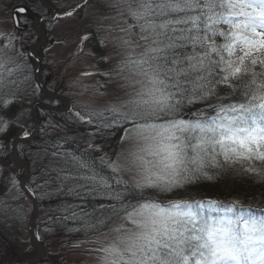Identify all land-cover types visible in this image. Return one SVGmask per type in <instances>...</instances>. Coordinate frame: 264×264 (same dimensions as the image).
Returning a JSON list of instances; mask_svg holds the SVG:
<instances>
[{
    "label": "snow or ice",
    "instance_id": "6c2138e0",
    "mask_svg": "<svg viewBox=\"0 0 264 264\" xmlns=\"http://www.w3.org/2000/svg\"><path fill=\"white\" fill-rule=\"evenodd\" d=\"M107 6L120 17L116 28L124 36L117 46L125 52L108 76L121 79L113 102L90 112L87 122L95 117L122 133L121 152L106 167L124 190L72 157L91 171L80 177L92 182L84 187L103 188L115 201L112 215L97 223L121 221L94 242L97 264H264V212L237 213L233 203L221 214L213 201L161 203L144 196L211 179L210 167L239 165L264 177L257 167L264 165V0H111ZM13 24L21 30L18 17ZM0 39L7 41L3 88L20 65L9 55L15 37ZM221 88L228 91L222 95ZM121 172L132 174L135 203L127 201Z\"/></svg>",
    "mask_w": 264,
    "mask_h": 264
},
{
    "label": "rangeland",
    "instance_id": "374dc122",
    "mask_svg": "<svg viewBox=\"0 0 264 264\" xmlns=\"http://www.w3.org/2000/svg\"><path fill=\"white\" fill-rule=\"evenodd\" d=\"M45 1L56 13L53 20L41 25V31L44 32L45 28L48 32V35L43 33L47 37L45 47L37 52L42 61L43 81L49 93L68 99L70 106L69 110L64 113L51 111L44 112L41 116L38 115L39 120L43 119L45 129L40 130L39 128L35 138L22 144L27 146L28 153H33L32 145L39 142L43 144L46 135L57 139L66 137L86 143L97 155L100 162L106 166L110 160H116L122 146L120 143L118 147H114L110 142H101L103 135L95 128L98 126L99 121L93 117V122L88 123L87 118L90 112L105 110L113 102L118 90L116 82L121 78L115 75L109 77L108 73L125 55L124 49L117 46L119 43L117 38L124 36V33L119 32L116 28L120 17L114 9L108 8L107 5L111 0ZM17 6L26 7L38 17L46 16L49 12L40 0H0V34L15 37L13 41L14 49L9 52V55H12L16 63L20 65V69L16 73L19 74V72L24 71L25 73H22L21 77L23 75L29 77L34 74L35 66L33 65L24 70L22 55H28L30 47L41 42L34 33L33 21L27 17L22 16L20 18L21 25L26 27L27 31H19L14 26L12 13ZM67 13H71V15H67ZM83 36H88L89 39L81 43ZM6 43V40L0 39V56L4 54ZM84 73H92V75H84ZM28 83L29 86L24 84V79L22 80V84L29 88V99L21 97L19 92L16 93V90L10 89V83H5L6 87L0 88V128L6 127L5 131L8 129L6 119L11 116V113H9L10 103L16 97L21 103L20 110L15 114L18 120L17 135L19 138L25 137V131L28 133L33 132L34 127L30 129L29 124L30 121L33 122L32 107L33 103L39 101L36 85L32 82ZM5 101L9 102L7 107ZM29 102L31 103L29 104ZM61 107L65 108L66 103H62ZM3 111L6 114L1 113ZM81 117H84V119H81ZM5 131H0V149ZM35 154L33 158L35 157L34 159L38 160L39 156ZM3 156V153L0 152V167L6 165L2 160ZM101 157L104 159L102 160ZM20 159L27 164L21 156ZM37 167L40 168L39 162ZM20 170L24 169H18L15 165L14 169L11 170L12 193L14 195L10 196L9 201L12 204L11 208L14 209V217L17 218L15 221L17 222L16 230H14L16 232L14 234L16 251L23 253L32 246L29 237V223L33 215V206L28 204L25 198L20 197L17 190H14L17 183H21V176L19 177L16 172ZM119 175L133 187L131 173L121 172ZM53 186L55 184L46 186L44 189L40 187V190L37 191L38 194L40 192L39 204L41 209H39L34 227L41 235L40 241L47 251L44 259L51 257L60 260L62 264H97L99 253L90 251L97 247L94 242L104 238L101 235L102 233L110 234L111 227L121 221L112 216V222H109L106 226L97 223L98 220H103L105 217L112 215L110 208L98 217L94 223L95 228L89 226L71 231L68 235H64L58 230L49 229L46 225L51 219L47 209L48 201H46L45 190ZM101 189L103 188H100V190L98 188V191L101 192ZM159 194L158 191H146L144 196L153 197L159 196ZM25 197H27L26 194ZM2 263L3 261L0 259V264Z\"/></svg>",
    "mask_w": 264,
    "mask_h": 264
},
{
    "label": "trees",
    "instance_id": "16d2710c",
    "mask_svg": "<svg viewBox=\"0 0 264 264\" xmlns=\"http://www.w3.org/2000/svg\"><path fill=\"white\" fill-rule=\"evenodd\" d=\"M45 33L48 35V32ZM22 61L24 63V70L33 65L35 66V62L28 55L25 56L23 54ZM22 73L25 72L22 71ZM22 73L19 72L18 74L15 72L11 77L6 79L5 83H10V89L16 90V93L19 92L21 97H27L29 99L28 82H32L36 87L38 84L34 78V74L29 77L23 75L22 78ZM23 79L24 84L28 86L22 84ZM12 81H15V83H12ZM37 91V98L39 101L50 106L61 108L63 103L61 100L46 98L39 87H37ZM227 91L228 89L226 88H221L220 90L222 95ZM30 103L31 102H29V104ZM20 107L21 103L17 97L9 105V113H11V116L9 118L7 116L8 119H6V122L8 124V129L3 134L2 146L0 149V152L4 155L2 160L6 164L0 167V259L3 261L2 264H20L36 257L39 253V250L32 246L23 253H18L16 251L14 239V234L16 232H14V230H16L17 222L15 221L17 218L14 217V209L11 208L12 204L9 201L10 196L14 195L12 193L13 185L11 176V170L14 169L12 147L15 140L19 138L17 135L18 120L15 114L20 110ZM197 107H200V105H197ZM191 110L194 111L195 108ZM44 112L51 111L38 107L39 116ZM1 113L6 114L5 111ZM40 122V130L45 129L43 119H40ZM29 124L30 129H32L34 127L33 122L30 121ZM95 128L103 135V140H100L101 142L107 141L112 143L114 147H118L120 143L119 137L122 135L121 132L116 129L103 127L100 121ZM32 146L33 153H38L35 154L39 156L38 160L34 159L35 157L33 158V153L27 152V146L25 144H21L18 149L20 156L30 166L31 174L27 182V188L36 198L39 209H41V205L39 204L40 192L38 194L37 191L40 190V187L44 189L46 186L55 184V186L45 190L46 201H48L47 209L51 219L48 225H46L49 229L58 230L62 234L68 235L71 231L89 227V224H94L99 216H102L111 208L110 204L115 203V201L110 202L107 199L103 193L104 189H101V193L100 191L94 192L84 187V185L91 184L92 182L80 177L91 175V171L82 169L76 165L72 161L73 156L84 159L91 169L99 175L106 177L109 183L113 184V187H119L120 190H124V185H115L111 170L100 162L97 155H95L94 151L89 148L86 143L71 140L66 137L57 139L46 135L44 136L43 144L39 142ZM36 160L39 162L40 168L37 167L38 162ZM257 167L264 169V165L257 164ZM206 171L211 179L200 176L194 182L185 185L182 189L169 193H160L159 196L156 195L153 196V198L161 203L174 200L189 202L201 201L204 203L213 201L218 205V211L221 214L233 203H235L234 211L237 213L242 209L247 211L249 208L257 215L264 212V177L246 172L239 165H225L221 168L210 167L207 168ZM16 172L19 174V177L21 176L22 180L24 170ZM97 188L99 187L97 186ZM69 189H73V191H69ZM14 190H17L19 196L23 199L25 198L28 204L33 206V202L25 197L20 182L17 183ZM126 196L127 201L135 203L136 198L139 197V193L128 183ZM73 213H75V215H73ZM35 232L37 237L41 239L39 232L37 230H35ZM43 263L62 264L60 260L51 257L39 262V264Z\"/></svg>",
    "mask_w": 264,
    "mask_h": 264
},
{
    "label": "water",
    "instance_id": "95a60500",
    "mask_svg": "<svg viewBox=\"0 0 264 264\" xmlns=\"http://www.w3.org/2000/svg\"><path fill=\"white\" fill-rule=\"evenodd\" d=\"M41 2L50 12V16L37 19V16L31 10H29L23 6H17L14 9L24 8V9H26V11L14 12V9H13L12 18L14 16L18 17L19 23L21 26V30L26 29V27H23L21 25V22H20V18L22 16L27 17L28 19L34 21V24L36 25L34 30L41 40L40 44L33 45L32 47H30V49L28 51L29 57L35 62L34 78H35L37 84L39 85L40 91L42 92V94L46 98L61 100L64 103H66V107L65 108H56V107H52L50 105L44 104L41 101H36L32 107V120L34 123L33 132L31 134H29L27 137H22V138L16 139L14 144H13L12 153H13L14 165L18 169H24L25 170V173H24V176L21 180L20 186H21L22 190L24 191V193L27 195V197L33 202V215H32V218L30 220V223H29L30 242H31V245L33 247H36L39 250V254L36 257H33V258H31V259H29L23 263H20V264H38L39 262H41L46 257L47 251L35 233V227L34 226H35V222L37 221L38 214H39V207H38V203H37L36 198L34 197V195H32V193L27 188V182H28V179L30 176V167H29V165H27L26 163H24L20 159V155L18 153L17 148L20 144L28 142V141L32 140L33 138H35L36 134L38 133L39 128H40V120H39V116H38V107H42V108H45V109H48L50 111L57 112V113H64V112H67L69 110V106H70V102L68 101V99L49 93V91L46 89L44 81L42 79V61L38 57L37 52L39 50H42L45 47V45L47 43V37L42 33L40 26L44 21L52 20L55 17V10L52 7L48 6L45 0H41Z\"/></svg>",
    "mask_w": 264,
    "mask_h": 264
},
{
    "label": "flooded vegetation",
    "instance_id": "af4514ba",
    "mask_svg": "<svg viewBox=\"0 0 264 264\" xmlns=\"http://www.w3.org/2000/svg\"><path fill=\"white\" fill-rule=\"evenodd\" d=\"M47 9V8H46ZM48 10V9H47ZM49 12V11H48ZM50 15V12H49V14L48 15H46V16H40L39 18H42V17H47V16H49ZM38 17V16H37ZM34 22V21H33ZM47 21H44L41 25H44L45 23H46ZM33 30H34V28H33ZM19 31H22V30H19ZM23 31H27V29L26 30H23ZM34 32H35V30H34ZM45 32H47L46 31V29L44 30V34H46ZM43 76V75H42Z\"/></svg>",
    "mask_w": 264,
    "mask_h": 264
}]
</instances>
